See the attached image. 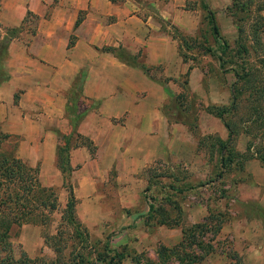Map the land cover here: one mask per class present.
I'll list each match as a JSON object with an SVG mask.
<instances>
[{
	"label": "crops",
	"instance_id": "obj_1",
	"mask_svg": "<svg viewBox=\"0 0 264 264\" xmlns=\"http://www.w3.org/2000/svg\"><path fill=\"white\" fill-rule=\"evenodd\" d=\"M1 2L0 22L4 26H18L27 11L37 15L35 33L22 32L7 46L2 67L8 77L0 82V133L13 138L18 158L30 166L39 165L42 184L60 185L57 148L61 136L72 132L88 137L96 147L94 154L84 146L72 147L69 152L77 182L74 192L78 191L81 204L94 205L99 196L96 183L112 177L116 181L130 180L127 175L156 157H164L168 131L162 106L168 92L180 90L178 78L186 74L189 63L181 58L178 41L161 28L159 20L151 14L137 15V6L131 0ZM173 10L159 9L158 18L169 19L184 32L192 33V27L181 19L179 8ZM79 11L83 14L75 26ZM127 38L141 46L146 66L167 77L164 83L158 76L151 78L140 66L103 50L122 47L134 52L126 44ZM79 72L84 75L80 93L83 102L73 131L67 103ZM196 75L197 68H191L189 83ZM257 161L255 187L264 206V164ZM94 207L93 212H98ZM251 255L264 264V245L252 246L243 257Z\"/></svg>",
	"mask_w": 264,
	"mask_h": 264
},
{
	"label": "rangeland",
	"instance_id": "obj_2",
	"mask_svg": "<svg viewBox=\"0 0 264 264\" xmlns=\"http://www.w3.org/2000/svg\"><path fill=\"white\" fill-rule=\"evenodd\" d=\"M131 1L137 6V15L144 17L151 14L154 20L160 21L161 28L170 34L173 33L167 24L170 20L159 19L158 11L165 8L175 12L173 9L178 7L181 19H184L193 30L192 33H187L178 27L183 34L191 37L192 45L189 50L179 48V55L189 63L190 69L197 68V75L193 82L189 83L188 68L186 74L178 78L180 90L168 92L169 97L163 103L162 110L167 119L168 131L166 154L164 157H156L132 175H127L130 180L116 181L112 177L111 180L96 183L99 194L94 203L96 208L91 202L81 204V199L76 196L78 191L76 189L75 193L74 190L77 182L72 176L73 170L64 180L62 175L60 185H50L56 190L58 205L53 211H45L47 221L12 225L10 240L13 254L19 257L21 252H25L32 258L38 257L47 262L54 260L56 254L52 241L59 231H62L65 238L63 239L67 254L75 249L74 246L81 245L77 237L74 240L72 228L66 225L62 218L68 190L71 187L77 199L75 209L77 218L89 235L84 253L88 251H93L95 255L96 252L103 253L104 245L107 243L110 248L124 253H140L142 262L155 261L157 259L155 249L160 243L174 245L181 239L183 226L201 221L209 211H212L223 213L226 221L217 236L218 246L201 264H229L227 254L231 251L241 256L243 264H261L255 261L252 255L249 258L243 255L254 245H264L262 225L264 206L258 200L253 173L255 160L262 164L264 161L254 157L247 160L243 167L232 165L222 169L216 148L209 145L215 137L227 138V129L220 119L206 112L205 107L208 104L230 102V84L234 81V76L231 72H221L217 60L209 53L203 52L207 46L206 39L212 42L204 17L205 11L197 0ZM208 3L216 12L222 36L234 45L237 29L233 18L226 10L231 0H208ZM262 13L264 16V10ZM82 14V11H79L77 18H81ZM25 16L22 32L36 31L37 15L31 12ZM5 27L14 26H4L0 22V42L3 41L1 37ZM73 39L72 35L69 41ZM175 39L180 45L179 40ZM262 39L264 40V32ZM125 42L134 52L122 47L116 49L124 53L129 64L145 65L141 46L134 44L130 38L125 39ZM212 46L215 48V44ZM181 53H186V59ZM148 68V74L152 78L153 75L158 76L162 83L167 80L166 76L158 73L153 67ZM69 97L68 104L70 107H76L75 114L79 113V104L83 102L81 96L75 93L69 94ZM72 126L74 130L75 125ZM74 137V135L70 137L72 144ZM247 144L251 146L246 152L255 155L260 146L258 140L243 134L235 139V147L240 152L246 150ZM261 144L264 150V139ZM0 151L13 152V138L4 140ZM150 203L154 205L153 211L149 209ZM93 207L99 213L93 212ZM122 264H130L129 256L125 257Z\"/></svg>",
	"mask_w": 264,
	"mask_h": 264
},
{
	"label": "trees",
	"instance_id": "obj_3",
	"mask_svg": "<svg viewBox=\"0 0 264 264\" xmlns=\"http://www.w3.org/2000/svg\"><path fill=\"white\" fill-rule=\"evenodd\" d=\"M197 1L205 11L208 33L212 38V42L206 39L207 46L204 47L203 52L209 53L217 60L221 72H231L234 76V81L230 84V102L228 104H208L205 107L206 112L220 119L227 129V138L215 137L209 145L211 148H216L222 169L232 165L243 167L247 160L254 157L264 161V150L261 144L264 137V40L262 39L264 0H231L230 5L226 7L237 29L234 45L222 36L216 12L210 7L208 0ZM30 14L31 12L27 11V15ZM80 20L81 18L76 19L75 26ZM25 21L26 16L20 25L4 28V34L1 37L3 41L0 42V82L8 77L2 67L7 57L8 43L20 36L22 24ZM167 24L172 28L171 36L179 40L180 50L182 47L185 50L191 49V37L183 34L169 21ZM31 33H35V30ZM72 43L71 40L68 45ZM212 44H215V48ZM103 50L115 53L120 60L129 63L128 58L119 49L103 47ZM181 55L186 59V53H181ZM140 67L145 72L149 70L144 64ZM83 79V72H79L69 92L70 95L76 93L80 96ZM75 110V106L70 107L67 103L70 122L74 125L80 115V113L75 114ZM240 134L258 140L260 146L255 155L246 152L251 146L249 144L244 152L236 149L235 139ZM72 135L75 136L73 144L70 140ZM8 137V134L0 133V146ZM78 146L86 147L91 154H94L96 150L92 140L80 133L72 132L70 135L61 136L55 162L63 175V180L73 170L69 163L70 149ZM39 168V165L26 164L15 155L14 151H0V264H122L126 256H129L130 264H201L219 244L217 236L226 218L221 212L209 211L201 221L183 226L181 239L174 245L160 243L155 249L157 257L155 261L142 262L140 253H124L110 248L107 243L104 245L103 253L96 252V255L93 251L84 253L83 250L87 249L86 242L89 240V235L77 218L75 210L77 199L72 188L69 187L62 218L66 225L72 228L71 234L74 240L78 238L81 245L74 246L75 249L67 254L65 238L62 231H59L52 241L56 254L54 260L47 262L38 257L32 258L25 252L15 257L10 240L12 225L26 222L45 223L47 221L46 212L55 210L58 205L55 188L41 183ZM149 209L154 210L153 203H150ZM227 257L230 259L229 264H243L241 256L235 251H231Z\"/></svg>",
	"mask_w": 264,
	"mask_h": 264
}]
</instances>
